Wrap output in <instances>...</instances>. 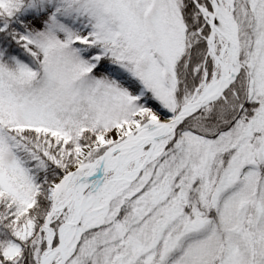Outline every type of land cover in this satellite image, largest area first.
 I'll return each mask as SVG.
<instances>
[{
    "label": "snow or ice",
    "instance_id": "6c2138e0",
    "mask_svg": "<svg viewBox=\"0 0 264 264\" xmlns=\"http://www.w3.org/2000/svg\"><path fill=\"white\" fill-rule=\"evenodd\" d=\"M0 264H264V0H0Z\"/></svg>",
    "mask_w": 264,
    "mask_h": 264
}]
</instances>
